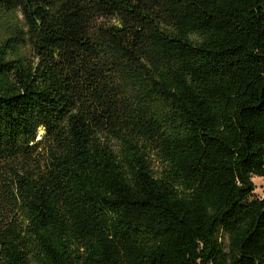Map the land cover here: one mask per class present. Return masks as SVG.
Instances as JSON below:
<instances>
[{
    "label": "trees",
    "instance_id": "16d2710c",
    "mask_svg": "<svg viewBox=\"0 0 264 264\" xmlns=\"http://www.w3.org/2000/svg\"><path fill=\"white\" fill-rule=\"evenodd\" d=\"M264 0H0V264H264Z\"/></svg>",
    "mask_w": 264,
    "mask_h": 264
},
{
    "label": "rangeland",
    "instance_id": "374dc122",
    "mask_svg": "<svg viewBox=\"0 0 264 264\" xmlns=\"http://www.w3.org/2000/svg\"><path fill=\"white\" fill-rule=\"evenodd\" d=\"M252 180L255 185V195L257 197L264 198V178L254 176Z\"/></svg>",
    "mask_w": 264,
    "mask_h": 264
}]
</instances>
